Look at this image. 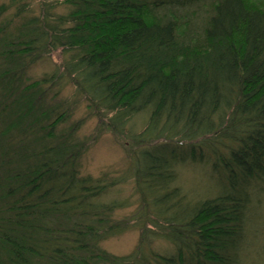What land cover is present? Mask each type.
Listing matches in <instances>:
<instances>
[{"label": "trees", "instance_id": "trees-1", "mask_svg": "<svg viewBox=\"0 0 264 264\" xmlns=\"http://www.w3.org/2000/svg\"><path fill=\"white\" fill-rule=\"evenodd\" d=\"M61 4L66 13L0 4V264H237L264 181V0ZM59 49L63 72L30 80L31 65ZM63 80L98 118L97 133L131 135L120 176L82 172L93 144L78 134L85 119L67 124L72 104L54 89ZM206 152L221 186L194 202L177 169ZM131 178L140 208L118 219L131 198L107 196ZM137 225L133 252L102 247ZM156 237L175 251L153 248Z\"/></svg>", "mask_w": 264, "mask_h": 264}, {"label": "rangeland", "instance_id": "rangeland-1", "mask_svg": "<svg viewBox=\"0 0 264 264\" xmlns=\"http://www.w3.org/2000/svg\"><path fill=\"white\" fill-rule=\"evenodd\" d=\"M11 0H0L1 3L10 2ZM29 3L36 14L43 9L42 7L50 3L58 8L57 13H66L68 7L61 4L63 0H24ZM208 2L200 4L199 13L193 17L194 24L200 27L206 14ZM202 5L204 6L202 8ZM11 12V10H10ZM9 12V13H10ZM67 54H64L62 49L56 50L51 55L41 59L40 62L31 65L28 70L30 80H40L46 75H51L55 71L63 72V64ZM60 88V95L58 99L62 101H69L73 107V116L68 125H73L79 119H85V125L79 130L80 138L88 139L91 145L88 151L84 154L82 162V172L84 174H92L99 176L102 172L108 171L112 175L120 176L130 166L132 156L131 135H116L110 130H104L101 134L96 132L99 120L91 114L87 109V102L77 94L75 85L68 80H63V83L58 84L54 89ZM55 89V90H56ZM146 118L143 115L137 116L133 119L132 130L139 132L145 126ZM99 134V135H98ZM98 136L97 141L93 142L94 138ZM209 152H206L205 158L203 156L202 162L192 163L191 161L180 165L177 169L178 176L177 184H180L184 191L188 193L190 200L196 202L199 197L213 196L218 193L221 186L220 178L222 175L213 167V158ZM254 202L250 207L248 220V235L245 239L242 248V257L237 264H264V181L255 186ZM117 199H129L131 207L123 208L115 213V217L123 219L137 211L138 197L135 186L133 185V178L129 179L126 184H121L114 188L107 196ZM107 199V200H108ZM141 227L138 225L134 229L127 231L119 236H113L102 243V247L111 253L117 255L129 254L135 250L136 245L140 241ZM153 248H157L163 253L174 252L175 247L167 239L156 237L152 240Z\"/></svg>", "mask_w": 264, "mask_h": 264}]
</instances>
